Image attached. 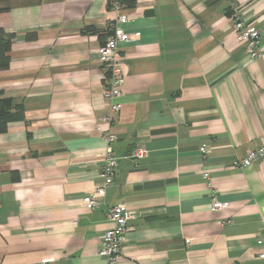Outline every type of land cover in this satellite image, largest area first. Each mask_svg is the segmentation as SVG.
Masks as SVG:
<instances>
[{
    "label": "crops",
    "instance_id": "1",
    "mask_svg": "<svg viewBox=\"0 0 264 264\" xmlns=\"http://www.w3.org/2000/svg\"><path fill=\"white\" fill-rule=\"evenodd\" d=\"M128 1L132 20L118 25L107 0H0L11 37L0 95L13 106L0 133V264H105L116 205L133 212L117 264H264V159L230 166L264 144V0ZM235 17L258 29L259 58L236 42ZM115 27L136 38L118 45L111 112L96 59ZM104 117L117 167L88 210ZM211 193L228 207L212 211Z\"/></svg>",
    "mask_w": 264,
    "mask_h": 264
},
{
    "label": "built area",
    "instance_id": "2",
    "mask_svg": "<svg viewBox=\"0 0 264 264\" xmlns=\"http://www.w3.org/2000/svg\"><path fill=\"white\" fill-rule=\"evenodd\" d=\"M107 2L108 8L117 14L116 24L122 25L132 20L131 16L121 13L123 11V5L119 0H107ZM232 11L234 14H237L238 8L233 5ZM232 32L236 42L244 46L245 54L250 60H255L260 57L261 52L257 47L259 31L254 24L235 17ZM135 38L134 35H130L119 27H115L107 35L97 51L96 62L105 66L109 74L108 81L102 90V96L111 112L119 111L120 106L116 100L122 94L124 78L122 60L118 55V45L131 42ZM100 121L105 124L103 125L105 128L102 130V138L106 144L100 165L102 183L82 199L84 207L88 210H93L99 206V200L105 195L106 189L113 184L117 167V158L112 149V144L116 136L110 128L111 119L110 117H104ZM210 149L209 146H202L199 148V153L205 158ZM146 156L147 151L144 148H135L132 152V159L135 166ZM262 159H264V144L250 150L243 158L233 161L230 166L233 169L242 170ZM203 178L208 188H210L208 174L204 173ZM211 196V209L213 211H220L227 208V204L218 202L214 198L213 193H211ZM132 215L133 212L129 211L123 205H116L108 209L107 216L112 225L102 234L98 250V255L105 258V264H117V259L121 253L122 244L125 241V235L128 230V222L132 218ZM262 243L264 244V237ZM260 257L264 258V253L260 254Z\"/></svg>",
    "mask_w": 264,
    "mask_h": 264
},
{
    "label": "trees",
    "instance_id": "3",
    "mask_svg": "<svg viewBox=\"0 0 264 264\" xmlns=\"http://www.w3.org/2000/svg\"><path fill=\"white\" fill-rule=\"evenodd\" d=\"M120 3L128 6L130 1L119 0ZM11 37L0 30V71L8 67L7 51L10 45ZM13 108L11 99L4 98L0 95V133H3L7 129V123L10 118L9 111Z\"/></svg>",
    "mask_w": 264,
    "mask_h": 264
},
{
    "label": "rangeland",
    "instance_id": "4",
    "mask_svg": "<svg viewBox=\"0 0 264 264\" xmlns=\"http://www.w3.org/2000/svg\"><path fill=\"white\" fill-rule=\"evenodd\" d=\"M122 5H123V9L125 8V7H127L126 5H124L123 3H122ZM238 43V42H237ZM238 44H240V43H238ZM261 52V51H260ZM246 55V54H245ZM247 56V55H246ZM104 88V87H103ZM103 90V89H102ZM202 147V146H201ZM131 158H132V154H131ZM144 159V158H143ZM133 160V159H132ZM208 181H210L209 180V177H208ZM219 202V201H218ZM211 203H212V201H211ZM221 203H223V202H221ZM228 207V206H227ZM210 209H211V207H210ZM212 210V209H211ZM224 210V209H223ZM213 211V210H212ZM221 211V210H220ZM186 243V242H185ZM186 244H188V243H186Z\"/></svg>",
    "mask_w": 264,
    "mask_h": 264
},
{
    "label": "water",
    "instance_id": "5",
    "mask_svg": "<svg viewBox=\"0 0 264 264\" xmlns=\"http://www.w3.org/2000/svg\"><path fill=\"white\" fill-rule=\"evenodd\" d=\"M151 13H152L151 10H147V11H146V14H151ZM131 151H132V148H129V149H128V153H131Z\"/></svg>",
    "mask_w": 264,
    "mask_h": 264
}]
</instances>
